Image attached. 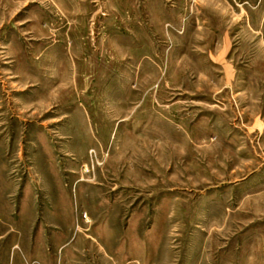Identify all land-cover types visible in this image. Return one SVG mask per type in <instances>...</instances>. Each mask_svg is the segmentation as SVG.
Listing matches in <instances>:
<instances>
[{"label": "rangeland", "instance_id": "1", "mask_svg": "<svg viewBox=\"0 0 264 264\" xmlns=\"http://www.w3.org/2000/svg\"><path fill=\"white\" fill-rule=\"evenodd\" d=\"M9 247L264 264V0H0Z\"/></svg>", "mask_w": 264, "mask_h": 264}, {"label": "crops", "instance_id": "2", "mask_svg": "<svg viewBox=\"0 0 264 264\" xmlns=\"http://www.w3.org/2000/svg\"><path fill=\"white\" fill-rule=\"evenodd\" d=\"M82 237L83 239H92V237L88 236L85 233L82 234ZM150 244L152 246L155 245V240L154 243L150 242ZM58 250L59 249L49 250L30 247L16 249H14L13 247L2 248L0 249V264H87L94 261L97 256L91 251H88L86 253H84L83 251L81 253L80 250H78V253L66 255L64 256V258L61 257L59 262H55V259L58 256ZM102 254L105 255V253L103 252Z\"/></svg>", "mask_w": 264, "mask_h": 264}]
</instances>
